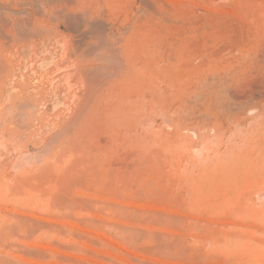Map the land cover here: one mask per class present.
I'll return each instance as SVG.
<instances>
[{
	"label": "rangeland",
	"instance_id": "1",
	"mask_svg": "<svg viewBox=\"0 0 264 264\" xmlns=\"http://www.w3.org/2000/svg\"><path fill=\"white\" fill-rule=\"evenodd\" d=\"M0 9V264H264V0Z\"/></svg>",
	"mask_w": 264,
	"mask_h": 264
},
{
	"label": "bare ground",
	"instance_id": "2",
	"mask_svg": "<svg viewBox=\"0 0 264 264\" xmlns=\"http://www.w3.org/2000/svg\"><path fill=\"white\" fill-rule=\"evenodd\" d=\"M1 10V9H0ZM72 16V14H71ZM86 16V15H85ZM85 18V17H84ZM90 26V25H89ZM42 29V28H41ZM31 31V30H30ZM39 32V31H38ZM41 32V31H40ZM60 34V33H59ZM28 37V36H27ZM26 37V38H27ZM102 42V41H101ZM95 43V42H94ZM110 51V50H109ZM113 54V52H112ZM101 55V54H100ZM13 56V55H12ZM64 57V56H63ZM100 57V56H99ZM106 58V57H105ZM112 59V58H111ZM60 61V60H59ZM58 61V62H59ZM57 64V63H56ZM107 66V65H106ZM105 66V68H106ZM101 68V66H100ZM104 69V68H103ZM3 70V69H2ZM56 70V69H55ZM99 70V69H98ZM47 71V70H46ZM109 72V71H108ZM100 75V74H99ZM52 77V76H51ZM50 77V78H51ZM49 78V79H50ZM76 83V82H75ZM77 84V83H76ZM75 84V85H76ZM89 89V88H88ZM25 91V90H24ZM19 97V96H18ZM128 99V98H127ZM24 100V98L22 99ZM66 100V99H65ZM79 103V102H78ZM4 106L7 108V113L9 114V117H11L14 121L19 122V115H21L22 110H21V103L17 98L10 97L9 99H6L4 101ZM25 104V103H24ZM25 112V111H24ZM252 121V120H251ZM249 133V132H248ZM249 135V134H248Z\"/></svg>",
	"mask_w": 264,
	"mask_h": 264
}]
</instances>
